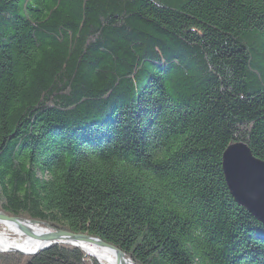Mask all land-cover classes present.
Returning a JSON list of instances; mask_svg holds the SVG:
<instances>
[{
	"label": "trees",
	"instance_id": "16d2710c",
	"mask_svg": "<svg viewBox=\"0 0 264 264\" xmlns=\"http://www.w3.org/2000/svg\"><path fill=\"white\" fill-rule=\"evenodd\" d=\"M232 144L264 162V0H0V213L135 264H264Z\"/></svg>",
	"mask_w": 264,
	"mask_h": 264
},
{
	"label": "water",
	"instance_id": "95a60500",
	"mask_svg": "<svg viewBox=\"0 0 264 264\" xmlns=\"http://www.w3.org/2000/svg\"><path fill=\"white\" fill-rule=\"evenodd\" d=\"M222 169L228 190L235 202L264 225V162L255 158L246 145L232 144L223 154ZM0 225H11L15 227L20 233L19 235L25 239L39 242L42 245V247L34 253H24L17 249L4 248L0 250V253L10 252L23 256H33L48 249L54 244H65L80 248L88 254L82 247V244H86L113 251L116 256V264H135L121 251L99 239L54 230L37 221L12 218L0 213ZM31 227H34L35 230L37 227H41L42 230L36 232L33 230L34 228Z\"/></svg>",
	"mask_w": 264,
	"mask_h": 264
},
{
	"label": "bare ground",
	"instance_id": "6f19581e",
	"mask_svg": "<svg viewBox=\"0 0 264 264\" xmlns=\"http://www.w3.org/2000/svg\"><path fill=\"white\" fill-rule=\"evenodd\" d=\"M1 226H5V225H1ZM6 229L9 232H13L15 233L16 237L19 240L13 241V242H9L6 237L3 236V234H0V250L4 249H17L21 252L24 253H34L36 251H38L42 245L39 242H35L29 239H25L24 237H22L21 235H19L20 233L18 232V230L9 225V226H5ZM34 228V227H31ZM35 230V228L33 229ZM42 230L41 227H37L36 228V232H40ZM82 247L85 249V251L97 258V260L102 263V264H116V256L115 253L113 251H108V250H104L100 247L97 246H92V245H86V244H82ZM125 264H129V263H125Z\"/></svg>",
	"mask_w": 264,
	"mask_h": 264
},
{
	"label": "rangeland",
	"instance_id": "374dc122",
	"mask_svg": "<svg viewBox=\"0 0 264 264\" xmlns=\"http://www.w3.org/2000/svg\"><path fill=\"white\" fill-rule=\"evenodd\" d=\"M224 154V153H223ZM223 157V156H222ZM0 234H3L4 237H6V239L9 241V242H13V241H16V240H19L16 236H15V233L13 232H9L5 226H1L0 225ZM3 253H7V252H3ZM10 253V252H9Z\"/></svg>",
	"mask_w": 264,
	"mask_h": 264
}]
</instances>
